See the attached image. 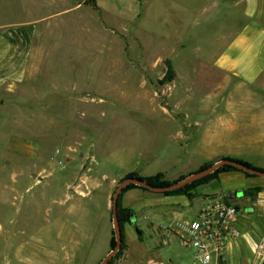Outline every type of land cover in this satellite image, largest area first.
<instances>
[{
  "label": "rangeland",
  "instance_id": "obj_1",
  "mask_svg": "<svg viewBox=\"0 0 264 264\" xmlns=\"http://www.w3.org/2000/svg\"><path fill=\"white\" fill-rule=\"evenodd\" d=\"M77 2L46 0L44 20L52 23L40 41L46 53L40 77L0 90V264H16L23 249H32L29 242L37 241L42 225H52L50 220L105 219L104 188L98 187L113 185L112 198L130 173L140 177L143 170L157 171L173 183L222 158L264 171V31L258 32V48H240V56L251 62L240 64V71L215 63L230 55L223 43L235 33L228 26L241 28L254 20L264 29V12L223 15L217 31L199 33L178 46L165 36L142 32L135 20L123 23L101 13L93 0ZM115 2L131 17L139 9L138 3ZM16 4L0 0V22L18 16ZM180 4L195 7L193 0ZM67 6L76 10L57 17L50 13L51 7ZM206 22L196 19L195 31ZM248 68L249 80L242 72ZM230 136L242 140L231 145L237 146L231 157L205 158L209 147L226 150ZM220 175L224 180L217 187L209 181L207 187L167 195L186 205L163 219H192L196 201L235 195L232 200L247 213L240 219L242 236L226 253L227 264H260L264 213L256 199L247 204L237 200L242 191L251 193L250 186H264V178L242 171ZM230 177L238 178L233 182ZM94 188L95 204H80ZM208 188L224 190L209 195ZM154 195L152 208L166 196ZM140 214L150 218L148 209ZM184 249L176 245L153 256L162 262L181 258L172 264L189 258L193 264Z\"/></svg>",
  "mask_w": 264,
  "mask_h": 264
},
{
  "label": "crops",
  "instance_id": "obj_2",
  "mask_svg": "<svg viewBox=\"0 0 264 264\" xmlns=\"http://www.w3.org/2000/svg\"><path fill=\"white\" fill-rule=\"evenodd\" d=\"M106 1L109 4L105 0H93L101 13L123 23L135 20L140 23L138 26L142 32L165 36L172 45L178 44V46L189 44L199 33L217 31V27H222L221 17L223 15L234 14L238 16L242 14L250 17L264 12V0H193L194 8L181 5V0H141L140 2L126 0L128 3L134 2L139 5V9L131 17L127 15V11L120 3H116L115 0ZM16 2V5L20 7L17 9L19 10L18 16L0 22V90L8 85L28 83L40 77L43 56L46 54L44 47L40 46V41L46 39V25L52 23H46L47 20H44L47 11L46 0H16ZM80 4L81 2H77L76 6ZM50 9L51 15L55 17L58 14L76 10L69 6L65 9H57V7H54V10L53 7ZM190 13L191 16L188 15ZM211 16L216 18L214 24H212L214 20H211L214 17ZM198 18L207 22L201 27V31L196 32L194 25L198 24L194 21ZM253 21L247 22L241 28L236 25L228 26V31L235 33L228 35L223 43L229 49L230 55L226 56V60H223L221 56L215 61L216 64L227 63L226 68L233 73L240 71V64L251 63L249 59L245 60L242 55L240 56L239 50L245 46L249 49L252 45L253 48H258L255 43L258 42L257 39L262 37L258 32L264 31V29ZM255 55L254 58L257 57L258 59L259 53ZM248 70L249 68L242 72H246L244 78L249 80L251 77L247 76ZM59 75L61 74H58V77ZM227 140L229 141L225 143L228 144L226 150H224L225 148L217 150L209 147L205 158L231 157L233 152L237 151V146L234 148L231 145H238V143H242V140L238 139L237 136L234 140L231 139V136ZM156 172L143 170L139 176L149 177ZM223 178L220 175L208 184L211 187H217L224 180ZM231 178L233 182H236L238 177ZM112 186L108 184L98 187V189L104 188L105 219H55L54 224L50 220L49 223L53 226L42 225L40 237L36 242L34 240L29 242V245L32 246L31 250L23 249L19 253L16 264H98L109 253L111 239L114 235L112 219H110ZM98 189L94 188L90 194L81 200L80 204L85 202L91 206L95 204V191ZM220 189L215 188L210 191L208 188L209 191L205 189V192L210 193L209 195L212 193L219 194L221 190H224ZM251 190L254 189L251 188ZM162 197L164 199L161 200ZM162 197L158 200V206L152 208L155 206H151V201L157 198L153 192L132 188L122 194L121 207L130 209L135 214L132 220L130 219L129 222L123 224L125 248L121 256L112 264H172L181 258L175 257L174 260L168 259L167 262H162L156 260L154 256L158 258L163 249H170L176 245L184 247L188 253L187 257L193 261V251L182 243L176 228L178 224L186 223L190 219L169 221L163 219L169 214L176 215L177 212L182 211L186 205L185 201L179 198L175 199L173 196ZM233 197L235 199V195ZM253 197H251V202L244 197L241 200H236L242 204H247L254 203L253 201L256 199L255 205L260 212L264 213V204L261 203L264 201V189H257ZM206 199L208 200V198ZM196 202L199 207L205 201ZM187 203L189 204L188 201ZM80 204L77 205L80 206ZM192 205L189 206L192 207ZM198 207L195 208V212ZM236 207L240 229V219H245L247 209L244 207L240 210L237 204ZM144 209L149 210L150 218L140 214ZM52 229L54 233H52ZM177 264H190L189 258Z\"/></svg>",
  "mask_w": 264,
  "mask_h": 264
},
{
  "label": "built area",
  "instance_id": "obj_3",
  "mask_svg": "<svg viewBox=\"0 0 264 264\" xmlns=\"http://www.w3.org/2000/svg\"><path fill=\"white\" fill-rule=\"evenodd\" d=\"M232 199L229 195L208 199L192 219L176 227L182 243L193 251V264H227L226 253L242 236Z\"/></svg>",
  "mask_w": 264,
  "mask_h": 264
},
{
  "label": "water",
  "instance_id": "obj_4",
  "mask_svg": "<svg viewBox=\"0 0 264 264\" xmlns=\"http://www.w3.org/2000/svg\"><path fill=\"white\" fill-rule=\"evenodd\" d=\"M224 165H229L232 167H235L245 173H248L250 175H255V176H259L264 178V171L249 167L243 163L234 161V160H229V159H220L218 161H216L215 163H213L212 165H210L209 167H206L204 169H201L195 173H192L190 175H188L187 177L181 179L180 181L170 184L168 186H164V187H154L149 185L148 183L138 179V178H126L121 180L115 187V190L112 194V198H111V211H112V223H113V230H114V237H115V246L113 249H111L109 251V253L98 263V264H107L108 261L118 252V250L120 249V245H121V229H120V223L118 220V215H117V204H118V198L119 195L122 191V189L129 185V184H134L138 187H142L147 189L150 192L153 193H163V192H169V191H173L175 189H179L185 185L191 184L194 181L207 176L211 173H213L214 171H216L217 169H219L221 166ZM132 220V214H131V218ZM260 264H264V259H262Z\"/></svg>",
  "mask_w": 264,
  "mask_h": 264
},
{
  "label": "trees",
  "instance_id": "obj_5",
  "mask_svg": "<svg viewBox=\"0 0 264 264\" xmlns=\"http://www.w3.org/2000/svg\"><path fill=\"white\" fill-rule=\"evenodd\" d=\"M77 1H78V3H80L79 0H77ZM135 1L140 2L141 0H135ZM222 159L234 160V161L243 163V164H245V165H247L249 167H252L249 164H247L246 162H241V161L236 160V159H233V158H222ZM210 165H212V164H210ZM210 165H208V164L202 165L197 171H199L201 169H204L206 167H209ZM252 168H254V167H252ZM255 169H258V168H255ZM258 170H260V169H258ZM230 171H241V170H239V169H237L235 167L229 166V165H224V166H221L216 171H214L213 173H211V174H209L207 176H204V177H202V178L194 181L191 184L185 185V186H183V187H181L179 189H175V190L170 191V192H163L161 194H164V195L167 196V195H172L174 193L184 192V191H186L188 189L195 188V187H197L199 185H204V184L208 183L209 181H212V180L216 179L217 178V175H219L221 173H225V172H230ZM244 174H246L247 176L255 177V175H250V174L245 173V172H244ZM126 178H138V179H140V180H142V181H144V182H146L149 185L154 186V187H164V186H168L170 184L176 183V182L170 183V182L165 181L163 179V174H161V173H157V174L152 175V176H149V177H137L135 174L130 173L126 177H124L123 179H126ZM132 188L140 189L142 191H148L147 189L142 188V187H138V186H136L134 184H129V185L125 186L122 189V191H121V193L119 195L118 204H117V208H118L117 209V215H118V220H119L120 229H121V245H120V249L118 250V252L108 261L107 264H112L116 259H118L121 256V254H122V252H123V250L125 248L124 235H123V224L125 222H129L130 221L131 214H132V210H130V209H123L121 207V198H122V194L126 190L132 189ZM148 192H150V191H148ZM115 244H116L115 237L113 235L112 236V239H111V243H110V250L114 248Z\"/></svg>",
  "mask_w": 264,
  "mask_h": 264
},
{
  "label": "flooded vegetation",
  "instance_id": "obj_6",
  "mask_svg": "<svg viewBox=\"0 0 264 264\" xmlns=\"http://www.w3.org/2000/svg\"><path fill=\"white\" fill-rule=\"evenodd\" d=\"M251 188H253L254 190H252V192L251 193H249V192H243L242 191V198L244 197V196H246V198H248L250 201L249 202H251L252 201V199H251V197H253V195H254V193L257 191V189H262V188H264V186H262V185H254V186H251ZM253 193V194H252ZM254 198V197H253Z\"/></svg>",
  "mask_w": 264,
  "mask_h": 264
}]
</instances>
